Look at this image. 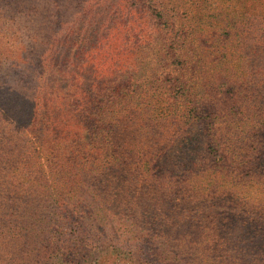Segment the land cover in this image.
<instances>
[{
    "label": "trees",
    "instance_id": "trees-1",
    "mask_svg": "<svg viewBox=\"0 0 264 264\" xmlns=\"http://www.w3.org/2000/svg\"><path fill=\"white\" fill-rule=\"evenodd\" d=\"M72 9L70 0H0V146L22 147L28 132L47 158V171L29 168L16 182L18 160H1L0 264H82L103 246L125 264H264V215L249 220L194 177L241 176L212 130L193 141L206 119L187 109L182 151H156L150 125L134 129L126 116L127 72L106 74L86 57L92 41L74 36Z\"/></svg>",
    "mask_w": 264,
    "mask_h": 264
},
{
    "label": "rangeland",
    "instance_id": "rangeland-1",
    "mask_svg": "<svg viewBox=\"0 0 264 264\" xmlns=\"http://www.w3.org/2000/svg\"><path fill=\"white\" fill-rule=\"evenodd\" d=\"M70 1L74 36L86 32L92 41L86 57L106 74H128V82H122L135 96L125 110L131 127L142 131L146 123L159 142L156 151L168 146L169 152H181L186 110L196 107L194 117L206 121L195 128L193 141L212 130L213 145L222 151L227 168L240 169L241 176L209 170L195 179L214 182L231 195L236 211L247 210L249 220L262 217L264 170L258 175L253 167L264 168L258 153H264V0ZM98 26L99 31L92 29ZM12 33L6 31L5 41L14 39ZM27 135L21 137L22 147L0 146V163L18 160L21 168L11 182L21 176L25 180L29 168L47 167L37 137ZM168 163L170 157L164 166ZM217 237L208 236L210 241ZM115 256L125 258L120 250L103 246L89 252L82 264L114 259L113 264H125Z\"/></svg>",
    "mask_w": 264,
    "mask_h": 264
}]
</instances>
